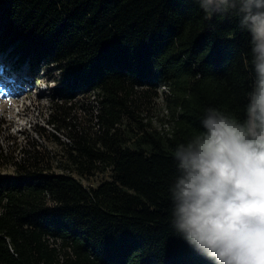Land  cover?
<instances>
[{
	"label": "trees",
	"instance_id": "obj_1",
	"mask_svg": "<svg viewBox=\"0 0 264 264\" xmlns=\"http://www.w3.org/2000/svg\"><path fill=\"white\" fill-rule=\"evenodd\" d=\"M237 25L191 0H0V51L17 71L59 76L47 122L68 139L53 134L64 171L26 150L0 173V264H210L171 228L172 152L205 108L243 115L254 73ZM91 95L96 113L78 128L70 108ZM108 169L95 187L73 175Z\"/></svg>",
	"mask_w": 264,
	"mask_h": 264
},
{
	"label": "clouds",
	"instance_id": "obj_2",
	"mask_svg": "<svg viewBox=\"0 0 264 264\" xmlns=\"http://www.w3.org/2000/svg\"><path fill=\"white\" fill-rule=\"evenodd\" d=\"M204 19L236 18L254 78L243 115L204 109L172 152L171 228L210 264H264V0H191Z\"/></svg>",
	"mask_w": 264,
	"mask_h": 264
},
{
	"label": "rangeland",
	"instance_id": "obj_3",
	"mask_svg": "<svg viewBox=\"0 0 264 264\" xmlns=\"http://www.w3.org/2000/svg\"><path fill=\"white\" fill-rule=\"evenodd\" d=\"M16 63L15 57L10 53L6 56L0 51V107L5 106L0 111V173H14L16 168L13 161L22 159L26 150L48 153L50 170L62 172V165L66 168L62 160L65 150L53 134H57L61 141L68 139L63 132L57 131L47 122L51 113V98L47 87L60 83V78L52 73L51 69L46 71L44 67L39 70L37 76L29 74L25 66L19 67L17 71ZM76 101L70 108L67 121L78 128L89 127L90 115L93 117L97 110L95 97H79ZM164 114L162 100L156 99L148 114L153 124L159 125L161 120L165 119ZM92 122L95 123V120ZM66 125L72 129L70 124ZM68 128L63 129L66 131ZM73 175L83 185L93 187L110 179L109 169L86 177L75 173Z\"/></svg>",
	"mask_w": 264,
	"mask_h": 264
},
{
	"label": "bare ground",
	"instance_id": "obj_4",
	"mask_svg": "<svg viewBox=\"0 0 264 264\" xmlns=\"http://www.w3.org/2000/svg\"><path fill=\"white\" fill-rule=\"evenodd\" d=\"M4 108H5V106L4 107H0V111L3 110Z\"/></svg>",
	"mask_w": 264,
	"mask_h": 264
}]
</instances>
